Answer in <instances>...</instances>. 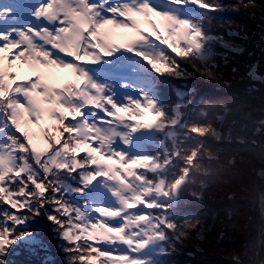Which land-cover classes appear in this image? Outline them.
Returning a JSON list of instances; mask_svg holds the SVG:
<instances>
[{"label":"snow or ice","instance_id":"snow-or-ice-1","mask_svg":"<svg viewBox=\"0 0 264 264\" xmlns=\"http://www.w3.org/2000/svg\"><path fill=\"white\" fill-rule=\"evenodd\" d=\"M255 7V0L0 4V264L12 246H44L27 229L28 214L44 210L67 264H162L199 223L180 222L172 210L185 189L201 198L212 175L204 158H214L206 140L222 133L187 93L163 103L158 84L192 75L184 65L215 78L213 46L224 41L211 34L210 13ZM58 69L71 78L58 82ZM145 111L152 122L136 119ZM43 120L51 123L41 127ZM198 177L200 191L189 187Z\"/></svg>","mask_w":264,"mask_h":264},{"label":"rangeland","instance_id":"rangeland-1","mask_svg":"<svg viewBox=\"0 0 264 264\" xmlns=\"http://www.w3.org/2000/svg\"><path fill=\"white\" fill-rule=\"evenodd\" d=\"M222 2L225 5H231L235 3L236 0H222ZM255 4L256 7L251 11H232L231 9H228L224 12L210 13V15L214 17L210 26L211 34L222 36L224 43H228L231 46L228 45V47H225L224 43L220 42H216L214 44L213 52L214 61L216 64V69L214 70L216 73L215 78H208L207 76L195 73L193 72V69L190 65H184L189 73H193L192 75L185 76L183 78H171L162 82L163 85L172 92L174 97L176 96L175 89L177 88L187 93V101H189V95L195 89L194 82L199 84H207L210 83V81L220 82V84L226 88L228 86H231V88H242L246 94H253L255 91H257L259 94H261L260 91L263 92L264 78L260 80V78L255 75L253 70H256L260 76H262L264 73V0H255ZM205 25L206 27H209L207 21H205ZM229 32L239 33V35H229ZM237 46L240 48H237ZM160 84L161 83L158 84L157 89L159 92L164 90ZM175 102H177V96L174 101H171V103H163L171 106ZM214 104L218 106V108L213 110L215 112L212 114V116L209 115L210 108L207 106L199 107L196 110L198 111L200 108H205L208 112V119L214 123L217 129L222 133L224 139L229 141V143H244L246 141H250L247 140L245 136L234 132V129L239 128L237 127V122L234 118L228 119L226 121L225 117L228 113L227 104L220 101ZM136 119H140V117H136ZM253 125L254 126L251 134L252 136L254 135V137L250 142L256 146L258 145V140L255 138V136L264 128V117H261L257 121L253 122ZM241 128H243V125H241ZM214 140L216 139L212 137H209L206 140V145L213 154V159H215L217 156V153H214L216 152L215 150L220 147L212 143ZM148 151H152V149L148 148ZM229 159H234V155H230L225 160H221V163L218 164L216 169L211 168L212 175L206 178V184L209 180H211L210 184H212L210 185L211 189L208 195L203 197L202 192L201 198L196 199L193 198L189 192V196L191 198L201 200L200 202H202V204L207 203L210 205V207L215 206L217 207V210H208V215L206 218H204L202 214L199 216L191 215L192 217L189 216L187 218L176 217L180 222L185 219H190L194 222L199 221V223L196 228L189 229L187 237L183 238L180 242H177L174 248L169 249L167 255L160 257L162 264H192L194 261L197 263V257H195V253L196 256H200L202 253H204L203 247H205L207 242H210L213 239V235L206 234H213V232H216V230L218 231L220 229L218 225L214 224L216 220L215 212L224 214V220H228L229 225H234L236 230H238L240 226H245L244 216L247 212H244V210H247L249 206L247 205L245 208L238 206L235 207V210H232V208L227 207V205H224V203L227 204L235 201L237 195V192L234 191L235 189L245 190L249 188L244 187L246 182L245 178H250L252 174H254L253 177H255V175L258 177V180L255 182L256 189L254 188L244 197H248L250 202L256 206L258 211L254 213L253 219L251 220L250 217L249 220L254 222L256 216L260 215V221L262 220V222H264V186L262 185L264 183V175H261V173H264V161L261 160L259 162L260 165H250L248 167L236 163L235 159L233 164H229ZM204 163L206 166L208 165L209 160L207 157L204 158ZM242 178H244L243 181H241ZM229 179H234L235 182H238L240 179V184L242 185L239 184L240 186H237V183V187H235V183H230L228 181ZM191 186L195 190H201L199 185V177L197 179V183ZM202 198H204V200ZM234 212L236 214H234ZM28 215L29 220L27 229L30 230L29 221L34 218L35 227L32 230H35V232L39 234L40 238L43 239L44 246L39 248L29 247L23 243H21L19 246H12L9 254L7 255L8 261H13V259H15L17 256L25 253V258L27 259L26 263L30 262L29 264H33V261L40 262L39 264H67V253L63 251L62 241L57 237L53 224L47 219L46 210L42 211L41 214L36 216L31 214ZM225 223L226 222H224V224ZM261 226L262 223L257 224V230H249L246 235L249 238L248 240L245 242H241L242 240L239 241V243H241L243 246V248L239 250V253L236 252V249L238 248L237 239H228V243H224V248H226L224 251H228L230 255H232L231 259L233 262H235L233 258L236 257L238 258L240 264H248L245 263L246 255L250 254L251 256H254L253 251L256 253H259L261 250L264 251V235L262 234L261 230H258L261 229ZM49 227L51 228L50 238H43L45 231L42 230H47ZM221 228H223V225ZM220 239H224V233L222 231H219L215 238L217 242ZM49 240H52L53 243H51ZM188 257L195 258L191 261L188 259ZM224 257L226 256L224 255ZM224 257L220 254L219 259L224 260ZM256 257H258L259 260L257 261L254 257L252 262L256 261L255 264H264V254L263 256ZM222 262V264H224V261Z\"/></svg>","mask_w":264,"mask_h":264},{"label":"trees","instance_id":"trees-1","mask_svg":"<svg viewBox=\"0 0 264 264\" xmlns=\"http://www.w3.org/2000/svg\"><path fill=\"white\" fill-rule=\"evenodd\" d=\"M264 33V30H263ZM160 86L163 87L164 90L158 91L159 98L162 102H170L174 101L176 96L174 97L172 92L166 88L163 83L160 84ZM195 89L193 92L190 93L189 102L192 103V107L194 109H197L199 107L207 106L209 109V115L212 116V114L215 112L214 109H217L218 106H216L214 103L220 101L224 102L228 106V113L226 114V121L228 119L234 118L237 122L238 129H234V132L245 136L247 140H253L254 135L252 136L251 131L253 130V122L257 121L259 118L264 117V90L261 92V94L257 93L255 91L253 94H246L242 88H231V86H228L227 88L220 84V82L217 81H210V83L207 84H199L194 82ZM259 92V91H258ZM256 93V94H255ZM215 105V106H211ZM211 106V107H210ZM213 111V112H212ZM241 125H243V128H241ZM255 138L258 140V145L254 146L250 141H246L244 143H238V142H230L226 141L222 135V138L220 140H214L212 142L213 144H216L220 146L217 148L214 152L217 153V156L215 159H212L208 163V167L212 169H216L218 167V164L221 163V160H225L230 155H234V159L236 163L242 164V166H250V165H260V161H264V128L261 132L256 134ZM252 176L245 178V185L244 187H249L245 190H239L235 189L234 191L237 192L236 199L234 202L231 203H224V205H227V207L232 208V210H235V207L241 206L245 208L247 205L249 206L247 210H244V212H247L244 216V222L245 226H240L238 230L234 228V225L230 226L228 220H224V214H221L220 212H215V222L214 224L218 225L220 229L216 232H213V234H206V235H213V239L210 242H207L204 249V253H202L200 256L197 257V263L196 261L192 262V264H222L224 261V264H235V262L232 261V255L227 251L225 252L224 249V243H228V239H237L238 248L236 249V252L239 253V250L243 248L242 244L239 243L245 242L249 238L246 236L249 230H257V224L262 223L261 230L262 234L264 235V222L262 220L260 221L261 216H256L254 222L251 220L253 219V215L257 210L256 206L253 205V203L250 202L248 197H244L248 192L252 191L255 188V182L258 180V177L255 175V177ZM244 178H242L241 181H243ZM210 181L209 180L206 184V187L202 190L203 197L208 195L210 192ZM230 183L234 184L235 187H237L240 184V179L238 182L234 179L228 180ZM238 183V184H237ZM237 184V186H236ZM242 185V184H240ZM239 185V186H240ZM264 186V183L262 184ZM192 188V186H189ZM256 189V188H255ZM256 192V191H255ZM254 194V191H253ZM244 197V198H242ZM186 198V199H185ZM204 200V198H202ZM202 200V201H203ZM201 200L193 199L189 196L188 189H185L182 193L180 198L178 199L176 206L173 207V214L177 218H187L192 217L191 215H203L204 218L208 215V210L210 211H216L217 207L213 206L210 207L207 203L202 204L200 202ZM250 204V205H249ZM232 206V207H231ZM253 207V208H252ZM219 208V205H218ZM234 208V209H233ZM264 210V207H263ZM253 211V212H252ZM234 214H236L234 212ZM258 215V214H257ZM251 217V218H250ZM255 217V216H254ZM249 218L251 220H249ZM35 219H31L29 221V229L32 230L34 225ZM231 222V220L229 219ZM224 222H226L224 224ZM257 222V223H255ZM250 224V225H249ZM223 225V228L221 226ZM45 229V228H44ZM50 230L51 228H47V230H42L44 232L43 238H50ZM219 231H222L224 233V239H220L218 242L215 240L217 234ZM209 232V231H208ZM207 232V233H208ZM51 243L52 240H49ZM225 253V254H224ZM254 253V254H253ZM254 256L246 255L245 259L248 264H255L256 261L252 260L254 257L258 261L259 258L256 256H263L264 251H259V253H256L253 251ZM220 254L226 256L224 257V260H220ZM25 253L20 254V256H17L13 261H8V264H29L30 262L26 263ZM195 257H188L191 261L194 260ZM231 259V260H230ZM33 264H39L40 262L33 261ZM48 264V263H47Z\"/></svg>","mask_w":264,"mask_h":264},{"label":"bare ground","instance_id":"bare-ground-1","mask_svg":"<svg viewBox=\"0 0 264 264\" xmlns=\"http://www.w3.org/2000/svg\"><path fill=\"white\" fill-rule=\"evenodd\" d=\"M8 3H13L14 0H7ZM144 27H147L146 25H143ZM227 45L231 46L230 44L226 43ZM237 48H240L239 46H237ZM105 69H98V71L103 72ZM56 79L58 82H63L66 79H70L71 78V74L68 70H54ZM155 119V117L153 116V114L151 112L145 111V114L140 117V120H142L144 123H150ZM49 123H51L50 121L47 120H43L41 121V127H46ZM33 130L39 132V128H36L35 126H33Z\"/></svg>","mask_w":264,"mask_h":264}]
</instances>
